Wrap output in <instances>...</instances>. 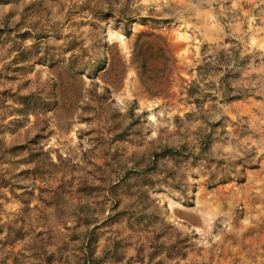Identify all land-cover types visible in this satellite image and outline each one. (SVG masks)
<instances>
[{"label":"rangeland","instance_id":"obj_1","mask_svg":"<svg viewBox=\"0 0 264 264\" xmlns=\"http://www.w3.org/2000/svg\"><path fill=\"white\" fill-rule=\"evenodd\" d=\"M0 264H264V0H0Z\"/></svg>","mask_w":264,"mask_h":264},{"label":"trees","instance_id":"obj_2","mask_svg":"<svg viewBox=\"0 0 264 264\" xmlns=\"http://www.w3.org/2000/svg\"><path fill=\"white\" fill-rule=\"evenodd\" d=\"M111 12H113V9H112ZM119 17L122 18V19H127L126 16L124 15V13H121V11H120V13H119ZM123 31H124V34H125L126 36H129L130 33H131V31H130V30L128 29V27H127V24H124Z\"/></svg>","mask_w":264,"mask_h":264}]
</instances>
